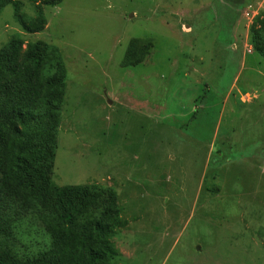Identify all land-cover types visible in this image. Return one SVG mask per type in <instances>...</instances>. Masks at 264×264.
<instances>
[{
    "label": "rangeland",
    "instance_id": "1",
    "mask_svg": "<svg viewBox=\"0 0 264 264\" xmlns=\"http://www.w3.org/2000/svg\"><path fill=\"white\" fill-rule=\"evenodd\" d=\"M20 1L44 30L7 6L0 49L20 38L62 55L52 182L113 189L111 264H264V59L250 43L264 0ZM134 40L150 55L124 65Z\"/></svg>",
    "mask_w": 264,
    "mask_h": 264
},
{
    "label": "trees",
    "instance_id": "2",
    "mask_svg": "<svg viewBox=\"0 0 264 264\" xmlns=\"http://www.w3.org/2000/svg\"><path fill=\"white\" fill-rule=\"evenodd\" d=\"M64 1L30 0L52 8ZM10 5L25 32L44 30L39 5L36 19L23 14L20 0H0V13ZM144 43L134 40L124 65L148 58L153 43ZM250 43L264 59V16L256 18ZM66 80L54 47L38 42L24 49L15 38L0 49V264H111L117 255L112 238L123 221L113 189L52 182ZM51 213L59 219L51 221ZM25 221L37 225L32 237L19 231ZM29 239L36 252H20Z\"/></svg>",
    "mask_w": 264,
    "mask_h": 264
},
{
    "label": "crops",
    "instance_id": "3",
    "mask_svg": "<svg viewBox=\"0 0 264 264\" xmlns=\"http://www.w3.org/2000/svg\"><path fill=\"white\" fill-rule=\"evenodd\" d=\"M186 28H189V29H190V31H191L190 33L193 32L192 29H191V27H186ZM234 50L237 51L236 47L234 48ZM238 51H239V49H238ZM244 62H245V59H243V66H245V65H244Z\"/></svg>",
    "mask_w": 264,
    "mask_h": 264
},
{
    "label": "built area",
    "instance_id": "4",
    "mask_svg": "<svg viewBox=\"0 0 264 264\" xmlns=\"http://www.w3.org/2000/svg\"><path fill=\"white\" fill-rule=\"evenodd\" d=\"M249 53H251V51Z\"/></svg>",
    "mask_w": 264,
    "mask_h": 264
}]
</instances>
